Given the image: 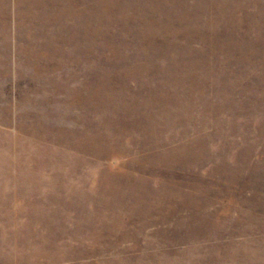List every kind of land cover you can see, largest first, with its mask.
Segmentation results:
<instances>
[{
	"label": "rangeland",
	"instance_id": "1",
	"mask_svg": "<svg viewBox=\"0 0 264 264\" xmlns=\"http://www.w3.org/2000/svg\"><path fill=\"white\" fill-rule=\"evenodd\" d=\"M0 264H264V0H0Z\"/></svg>",
	"mask_w": 264,
	"mask_h": 264
}]
</instances>
